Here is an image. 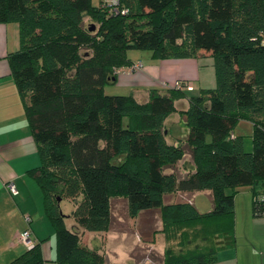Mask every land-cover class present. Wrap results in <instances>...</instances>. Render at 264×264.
<instances>
[{
    "label": "trees",
    "instance_id": "obj_1",
    "mask_svg": "<svg viewBox=\"0 0 264 264\" xmlns=\"http://www.w3.org/2000/svg\"><path fill=\"white\" fill-rule=\"evenodd\" d=\"M118 11L91 0H0V23L18 25L19 47L7 61L41 162L30 174L54 228L55 262L105 264L66 227L61 200L73 202L77 226L102 232L111 198L122 197L131 218L158 210L166 242L159 262L211 264L233 245L237 187H249L252 216L264 217V201L254 200L264 193V0H119ZM130 49L155 59L208 52L215 87L199 95L186 83L150 89L145 102L105 94L131 63ZM182 98L183 137L169 141L165 122ZM239 120L252 124L251 152L232 134ZM186 150L192 168L179 175ZM201 190L210 191L209 212L163 203ZM9 264H43L39 243Z\"/></svg>",
    "mask_w": 264,
    "mask_h": 264
},
{
    "label": "crops",
    "instance_id": "obj_2",
    "mask_svg": "<svg viewBox=\"0 0 264 264\" xmlns=\"http://www.w3.org/2000/svg\"><path fill=\"white\" fill-rule=\"evenodd\" d=\"M18 47V25L13 22L0 23V264H9L27 250L26 245L20 239V234L26 230L29 232L30 240L39 243L43 264H56L54 228L45 213L42 192L30 174L31 171L40 167L41 162L23 103L7 61L8 54L16 51ZM138 56L134 58L127 56L131 63L118 69L116 79L111 84L130 88L129 94L139 102L147 100L150 89L164 91L182 83L191 85V91H194L192 83H195L199 90L215 87L213 86L215 83L214 74L212 81L209 77L211 76V69L208 73L210 84H205L206 82L203 81L199 72L200 67L204 66L200 60L201 57L205 58V63L209 66L213 64L212 57L208 52L200 51L196 57L180 59H155L150 53L148 55L149 60H145L147 65L143 64V70H140L143 71L144 75L134 76L132 72L128 71V67L135 62H142V58ZM163 73L168 75L166 76L167 80L161 83V87L152 86L151 79H160V75ZM181 104H183L182 107L179 106ZM174 105L176 111L168 116V120L170 117L176 116L174 121L181 123L182 120L179 121L183 117L180 116L179 112L187 107V99L176 100ZM191 168L190 166L188 170ZM8 183L14 185L16 194H10L6 187ZM202 191L204 190L177 192L174 194H178L182 198L180 201L173 197H168V200H165L164 196L163 203L188 202L199 213H206L211 210V202L205 212H200L194 205L195 194ZM63 200H67L71 204L69 213L61 212L66 216L65 222L66 219H72L70 214L75 206L71 200ZM237 203L238 195L236 194L234 197L233 245L217 251L216 261L211 264H264V217L252 216V197L250 199L245 198L244 210L241 214L237 211ZM155 211L159 216L158 210H153L142 211L136 217L129 218L139 219L142 214L154 213ZM26 217H29L30 220L26 221ZM130 234L134 236V243H130L128 240ZM150 234L162 236L163 242L160 244V248L157 249V245L152 244L153 242L156 243L154 239H151L150 243L145 242L146 239L143 236ZM79 238L81 245L95 249L102 254L105 264H153L147 257L146 259L137 257L134 250L138 249L143 254L148 249H152L162 257L166 243L164 234L161 232V226L156 231L90 232L83 230L79 231ZM156 264L162 263L158 261Z\"/></svg>",
    "mask_w": 264,
    "mask_h": 264
},
{
    "label": "rangeland",
    "instance_id": "obj_3",
    "mask_svg": "<svg viewBox=\"0 0 264 264\" xmlns=\"http://www.w3.org/2000/svg\"><path fill=\"white\" fill-rule=\"evenodd\" d=\"M102 2V0H91V4L92 6H99L100 3ZM91 24H94V22L90 19V18H85L84 19V25L85 26H89ZM137 55H139L138 57L142 58V62L143 64H146L145 60H149L148 55H150V53L148 51L145 50H138V49H130L127 51V56L134 58ZM141 55V56H140ZM212 59V58H211ZM201 62L204 65L203 67H200V74L203 78V81L206 82L205 84H210V78L211 77V81H212V76L214 74V68H213V64L211 66H209L207 63H205V58L201 57ZM212 63H213V59H212ZM147 65V64H146ZM209 69H211V76L208 77V73H209ZM134 76L136 75H144L143 71H134L132 72ZM131 73V74H132ZM146 76V75H145ZM168 76L166 73H163L162 75H160V79H151V83L152 86L155 87H161V83L165 82ZM209 82V83H208ZM193 87H194V91H189V94L191 95H199V87H197V85L195 83H192ZM169 87H173L171 85H168ZM209 86V85H207ZM215 86V83L214 85ZM104 93L108 94V95H128L129 94V90L130 88L128 87H124V86H116V85H112V84H107L104 86L103 88ZM180 107L183 106V104L179 105ZM177 117L176 116H172L169 118H167L165 124L167 123L168 125L166 126L167 128V132L170 133L169 136V141H172L173 139L175 140V138H180L183 137V133H182V129L184 128L183 123L181 122V120H183L182 118L180 119L178 123V121H174ZM174 121V122H171ZM180 124V126H179ZM181 127V128H180ZM252 124L248 121H244V120H239L237 121L233 128H232V133L236 134L237 136L241 137L242 140V146L244 151L247 152H251L252 151V139H251V134H252ZM210 137L207 135L206 136V141L209 142ZM187 151V150H186ZM191 166L190 163V156L188 151L186 152V155L184 156V158L182 159L181 163L178 164V174L179 175H183L188 168ZM165 173H169L170 169L166 168ZM230 190H226L227 193H229ZM234 191H236L235 195H238V203H237V211L239 214H241L244 210V204H245V198L250 199L251 197V193H250V189L248 186L244 185V186H239L237 187ZM172 196H165V200H168V197L170 198H177V201H180L182 198L177 194H169ZM210 192L208 190H204L202 192H198L197 194H195L194 196V205L196 206V208L200 211V212H205V210H208L207 208H209V203H210ZM110 206H111V216H110V220H109V228L107 231H156V229H158L159 226L162 227L161 225V220H159V216L157 211H155L154 213H147V214H142L139 219H131L129 218L127 212H126V201L124 198L122 197H112L110 200ZM70 207L71 204L70 202H68L67 200H62L60 203V210L61 212H63L64 214L69 213L70 211ZM65 224L67 226L68 229L72 230V231H83L82 228H80L79 226L76 225V223L72 220V219H66ZM142 237V236H141ZM143 238H145V242L147 241L148 243H150L151 239H154L156 241V243H152L157 245V249L158 247L160 248V244L163 242L162 241V236H152L150 235H144ZM130 243H134V236L130 234L129 238H128ZM134 253L137 257H140V259L147 257V259H149L150 261L153 262V264L158 263V260H160L161 256H159L157 254V252L155 250H150L148 249L147 252L145 253H141L140 251H138V249L134 250ZM146 255V256H144ZM158 255V257H157ZM159 258V259H158Z\"/></svg>",
    "mask_w": 264,
    "mask_h": 264
},
{
    "label": "built area",
    "instance_id": "obj_4",
    "mask_svg": "<svg viewBox=\"0 0 264 264\" xmlns=\"http://www.w3.org/2000/svg\"><path fill=\"white\" fill-rule=\"evenodd\" d=\"M102 5L109 7L110 12H113V13L119 12L118 11L119 0H103ZM124 12L125 11H121L122 14ZM140 70H143V63L141 61L135 62L128 67V71H130V72L140 71ZM163 86H165V85H163ZM186 88H187V90H192L191 85H187ZM6 187H7L8 191L10 192V194H12V195L16 194V189L12 183H8L6 185ZM254 200L264 201V193L259 194L258 197H256V198L254 197ZM25 219H26V221L30 220L29 217H26ZM20 239L26 245L27 249H30L35 245V242L30 240L29 232L27 230L23 231L20 234Z\"/></svg>",
    "mask_w": 264,
    "mask_h": 264
},
{
    "label": "water",
    "instance_id": "obj_5",
    "mask_svg": "<svg viewBox=\"0 0 264 264\" xmlns=\"http://www.w3.org/2000/svg\"><path fill=\"white\" fill-rule=\"evenodd\" d=\"M91 28H93V27H91ZM92 30V29H91ZM58 201H59V199H57Z\"/></svg>",
    "mask_w": 264,
    "mask_h": 264
}]
</instances>
